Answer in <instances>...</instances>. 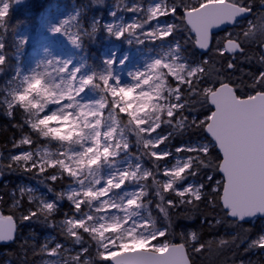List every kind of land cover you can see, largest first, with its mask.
I'll return each mask as SVG.
<instances>
[{"label":"snow or ice","instance_id":"snow-or-ice-1","mask_svg":"<svg viewBox=\"0 0 264 264\" xmlns=\"http://www.w3.org/2000/svg\"><path fill=\"white\" fill-rule=\"evenodd\" d=\"M181 6V23L195 33V45L212 51V30L237 26L257 9V0H200L190 9L182 0H152L147 9L136 3L124 9L135 14L131 22L121 17L101 25L97 18L91 32L78 12L73 15L78 28L69 41L76 47L101 26L117 39L131 37L129 43H168L143 70L129 73L130 84L114 74V59L104 61L106 70L86 75L81 74L83 64L71 67V61L56 58L25 73L18 58L26 40L19 39L15 74L0 99L9 118L17 110L24 116L22 124L14 125L21 138L13 148L20 151L8 157L7 169L40 177L46 191L19 187L18 196L12 192L13 207L21 222L58 228L73 245H33L42 264H192L187 249L199 254L211 251L215 242L202 241L196 230L181 232L182 242H173L174 218L195 220L200 214L201 225L214 227L200 213L201 203L220 208L228 225L238 229L229 239L221 238L219 246L246 243V253L257 250L264 256V226L255 238L248 237L256 222L264 221V0H258L255 19L216 42L222 66L215 73L208 68L210 61L185 56L177 39L181 26L169 20ZM9 9V0H0V25ZM110 15L116 17L117 9ZM68 24L63 19L52 31L67 36ZM5 48L0 42V73L7 65ZM242 63L260 67L248 73ZM237 72L242 75L233 80ZM36 84L44 91L35 90ZM89 88L98 91L97 98L84 99ZM205 105L211 107L202 119L193 114ZM197 132L205 133L207 142L192 139ZM186 133L188 140L173 145ZM213 149L220 153L215 161L209 159ZM213 172L223 176L215 187ZM64 181L66 186L57 191L56 183ZM65 200L69 209L62 213ZM16 232L14 216L0 215V242H15ZM20 246L26 257L27 240Z\"/></svg>","mask_w":264,"mask_h":264},{"label":"trees","instance_id":"trees-1","mask_svg":"<svg viewBox=\"0 0 264 264\" xmlns=\"http://www.w3.org/2000/svg\"><path fill=\"white\" fill-rule=\"evenodd\" d=\"M53 0H31V8L26 11V6L18 9L19 17L18 20H29L31 23H34L39 16V14L46 8V6ZM78 4L86 5L88 7L89 12H102L103 14L108 13V3L109 0H101V2L94 3L93 0H75ZM178 4L181 3V0H176ZM183 5H187L190 9L189 5H191L190 1L182 0ZM258 4V0H257ZM185 12V8L181 6L179 11L175 17H170L169 19H173V21L181 26V32L177 35V39L183 44L186 49L185 54L192 56L195 60H208L210 63L208 64V68L211 72L215 73L217 70L221 68L220 57L216 54L215 46L218 40H222L229 32L236 33L238 31H234V29L230 28L229 31L220 32L214 34L213 42H212V51L202 52L195 45V34L186 30L184 25L181 23V18L183 17ZM234 28V27H233ZM260 66L256 64L242 63L240 68L244 70V72H254ZM6 68V66H5ZM242 74L237 72L236 75L232 77L233 80H236ZM244 82L247 83L246 77L244 78ZM241 95H245V92H241ZM1 99V93H0ZM198 107V113H193L194 115L199 114L202 119L204 115L208 114V108L210 105H205L204 107ZM23 113L20 110H17L12 118H9L5 112L3 107H0V168H3L2 179L0 180V211L4 216L13 215L14 219L17 221V239L15 242L10 243L6 246L0 247V264H7L11 261L12 264H22V262L27 259L28 264H42L41 257L39 255H34L31 247L33 245L39 247L40 244H43V235L52 233L56 240L59 242H65L64 237L60 234L59 229H50L45 228L44 226L32 223L28 224L27 222H21L20 216L21 213L13 207L14 200L12 198V192L15 190L17 192L19 185L22 182H29L34 185H39L43 191H46L44 185L39 183L40 177H33L30 174H26L23 171H9L7 169V164L9 161L6 160V157L15 152L16 148H13V142L18 141L21 138V130L18 127H14V125L23 123ZM27 131V129H25ZM199 136L202 140L204 139L206 134L203 132H197L196 135H191L192 139H196ZM190 138V134L186 133L183 137H177L173 140V145H179L182 140H188ZM207 139H209L207 137ZM43 142V141H41ZM220 155L217 149L212 150V155L209 159L215 161L216 157ZM213 181L212 186L215 187V182L217 180H222V176L218 172H213ZM207 183V181H205ZM67 181L63 183L57 182L55 187L57 191H60L64 186H66ZM222 191V189H221ZM208 194L212 195L211 190H208ZM153 207L155 205L153 204ZM69 202L65 200L63 202L62 213L68 211ZM183 211V210H181ZM200 213L207 215L208 219L212 222L214 227H209L208 224L201 225L200 223V214H197V218L195 220H186V219H175V232L176 236L174 237L175 243L182 242L180 239V233L187 230H196L198 231L200 238L205 242H215L211 251H204L199 254H192L191 250H189V254L193 264H240V261L243 260L245 264H264V256L260 255L259 251L251 250L249 252H245L244 248L247 247V244H240L239 247L232 245L231 247L227 246H219V240L221 238L229 239L232 235H235L238 229L232 228L228 225L227 221L223 219V211L212 205H208L205 203H201L200 205ZM155 216H158V212L155 209ZM58 217L57 219H60ZM216 219H221L222 223L220 225L215 224ZM162 220V217H161ZM262 226H264V221H257L256 227L253 228L252 232L248 234L249 239H253L256 237L258 232L261 230ZM245 228L250 227V225H244ZM27 240L28 249L27 256L24 255V249L21 248V243ZM4 253V256L1 257V254ZM94 255V250H93ZM104 264H110V261L104 262Z\"/></svg>","mask_w":264,"mask_h":264},{"label":"rangeland","instance_id":"rangeland-1","mask_svg":"<svg viewBox=\"0 0 264 264\" xmlns=\"http://www.w3.org/2000/svg\"><path fill=\"white\" fill-rule=\"evenodd\" d=\"M187 1L198 5L200 2V0ZM9 3L10 9L7 17H5V23L0 25V42H4L6 45L4 51L7 57L5 71L0 73L1 99L3 98L4 89L9 87L8 82L15 74L17 67V47L19 45V39L21 38L25 39L26 43L20 50L18 59L19 66L25 73L36 67L37 63L41 61L46 62L48 59L56 58L71 61V67H78L83 64L84 67L81 69V74L86 75L93 71L100 72L106 70L104 61L106 59H114L115 64L112 66L114 74L119 77L122 84L132 83L129 73L143 70L146 63L153 56L162 51H166L168 48L167 42L163 45L159 41L155 43L145 42L143 44H137L134 41L129 43L128 41L132 39L131 37L125 36L117 39L109 35L102 26L98 28L94 36L84 38L80 47L72 45L69 41V37L77 34V23L71 19L73 15H77V12L79 13L80 23L91 32L92 23L97 18H99L101 25L112 23L121 17H123L125 23L131 22L135 14L125 11V7L139 3L147 9L152 3V0H109L108 13L103 15L101 11L89 12L85 4H78L75 0H53L39 14L34 23H31L29 20H18L19 8L14 6L13 0H9ZM192 6L189 5L190 8ZM30 8L31 0L26 5V11L30 10ZM114 9H117L116 17L110 15ZM63 19L69 20V24L65 26L67 36L52 31L53 26L59 25ZM169 20L170 22L173 21V19ZM185 56L189 61L199 62L190 55L185 54ZM121 61H123L122 64ZM53 70L52 67L48 68V71ZM98 95V91L92 88L87 89L83 94L86 100L95 99ZM202 141L207 142V140ZM49 147H52V145H49ZM19 151L20 149L10 155L18 154ZM9 156L6 157L7 161H9ZM25 186H31L38 188L39 191H43L39 185L37 186L29 182H22L19 185V187ZM18 195L19 191L17 190ZM150 208L152 215L156 217L155 207L151 205ZM42 240L43 243L45 241H51L50 246H54L57 241L52 233L43 235ZM62 243H65L69 248L73 247L68 241ZM75 247L78 248L79 246Z\"/></svg>","mask_w":264,"mask_h":264},{"label":"water","instance_id":"water-1","mask_svg":"<svg viewBox=\"0 0 264 264\" xmlns=\"http://www.w3.org/2000/svg\"><path fill=\"white\" fill-rule=\"evenodd\" d=\"M28 1L29 0H18V2H17V0H13V4H14V6L16 7V8H21V7H23V6H25V5H27L28 4ZM250 15V14H249ZM249 15H246L243 19H245L246 17H248ZM242 19V20H243ZM240 22H241V20H240ZM234 26H232V25H222L221 26V28L220 29H213L212 30V32H213V34H215V33H218V32H221V31H224V30H227V29H230V28H233ZM193 34H195V33H193ZM202 52H206L205 50H203ZM209 139H210V137H208ZM221 176H222V174H220ZM1 178H2V174H0V180H1ZM222 178H223V176H222ZM0 215H2V213H1V211H0ZM17 233V232H16ZM10 243H12V242H8V243H6V244H10ZM188 250V249H187ZM188 252H189V250H188ZM190 255V254H189ZM110 264H112V262L110 261ZM193 264V263H192Z\"/></svg>","mask_w":264,"mask_h":264},{"label":"flooded vegetation","instance_id":"flooded-vegetation-1","mask_svg":"<svg viewBox=\"0 0 264 264\" xmlns=\"http://www.w3.org/2000/svg\"><path fill=\"white\" fill-rule=\"evenodd\" d=\"M192 4H193V6H199L198 4H194V3H191V6H192ZM260 9H259V7H258V4H257V9L256 10H254V12L252 13V14H250L248 17H246L245 19H243V20H241V22L237 25V26H235L234 28H232V29H234V31H240V28H241V26H246V24H247V20H250V19H255V16H256V13L259 11ZM226 31H229V30H226ZM225 31V32H226ZM224 32V31H223ZM222 32V33H223ZM226 34H228V33H226ZM213 42V41H212ZM6 245H9V244H6V243H2V242H0V247L1 246H6ZM2 256H4V253H2L1 254V257ZM1 260V259H0ZM7 264H9V263H7ZM12 264V263H11Z\"/></svg>","mask_w":264,"mask_h":264},{"label":"clouds","instance_id":"clouds-1","mask_svg":"<svg viewBox=\"0 0 264 264\" xmlns=\"http://www.w3.org/2000/svg\"><path fill=\"white\" fill-rule=\"evenodd\" d=\"M34 89L37 90V91H40V92H43L44 91L43 87L40 84H36L34 86Z\"/></svg>","mask_w":264,"mask_h":264},{"label":"bare ground","instance_id":"bare-ground-1","mask_svg":"<svg viewBox=\"0 0 264 264\" xmlns=\"http://www.w3.org/2000/svg\"><path fill=\"white\" fill-rule=\"evenodd\" d=\"M228 30V29H227ZM225 31V30H224ZM221 32H223V31H221ZM218 33H220V32H218ZM215 34H217V33H215ZM213 36H214V34H213ZM203 51V50H202Z\"/></svg>","mask_w":264,"mask_h":264}]
</instances>
